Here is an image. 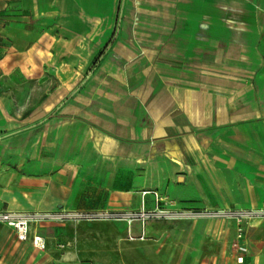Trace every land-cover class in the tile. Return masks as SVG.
Returning <instances> with one entry per match:
<instances>
[{
  "label": "crops",
  "instance_id": "crops-1",
  "mask_svg": "<svg viewBox=\"0 0 264 264\" xmlns=\"http://www.w3.org/2000/svg\"><path fill=\"white\" fill-rule=\"evenodd\" d=\"M155 192L264 208V0H0V212L153 209ZM129 240L157 264H264V219L241 239L223 220L48 222L24 242L0 223V264Z\"/></svg>",
  "mask_w": 264,
  "mask_h": 264
},
{
  "label": "built area",
  "instance_id": "built-area-1",
  "mask_svg": "<svg viewBox=\"0 0 264 264\" xmlns=\"http://www.w3.org/2000/svg\"><path fill=\"white\" fill-rule=\"evenodd\" d=\"M156 206L153 209L142 207L138 210H57L53 212H0V223L13 228L19 241L29 239L32 225L48 222H118L132 224L162 220H223L237 225L238 238L241 239L248 223L264 219V208H215V209H178L173 201L160 197L156 192ZM33 243L39 247L40 237H34Z\"/></svg>",
  "mask_w": 264,
  "mask_h": 264
},
{
  "label": "rangeland",
  "instance_id": "rangeland-1",
  "mask_svg": "<svg viewBox=\"0 0 264 264\" xmlns=\"http://www.w3.org/2000/svg\"><path fill=\"white\" fill-rule=\"evenodd\" d=\"M80 223H106V224H123L126 223H118V222H80ZM84 233H99L102 236H109L110 234H118L120 232L119 229L113 228V229H101V228H90V229H84ZM128 245H117L115 242H111V245L109 246V241H101L99 242V248L95 251H90L89 248H85L83 251H81V256L79 257V263L80 264H157L154 260V258L151 256V250L154 248L153 242L148 241L146 244L138 245L135 243V241L128 242ZM115 244V245H114ZM123 244V242H122ZM85 247L87 246V242H84ZM116 246V248H115ZM127 248L128 250V256L127 257H121L116 251L119 252V249Z\"/></svg>",
  "mask_w": 264,
  "mask_h": 264
}]
</instances>
